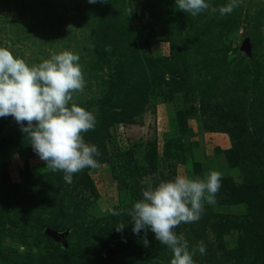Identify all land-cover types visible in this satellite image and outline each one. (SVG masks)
<instances>
[{
  "label": "rangeland",
  "instance_id": "rangeland-1",
  "mask_svg": "<svg viewBox=\"0 0 264 264\" xmlns=\"http://www.w3.org/2000/svg\"><path fill=\"white\" fill-rule=\"evenodd\" d=\"M208 2L219 8L228 0ZM110 23L116 31L106 37ZM0 47L29 65L64 50L78 54L86 86L73 102L105 100L116 113L124 111L108 128L105 161L75 174L74 202L62 199L50 212L0 195V264H170L171 250L150 230L144 246V233L133 234L127 213L149 181L203 178L212 170L222 175L215 203H205L198 222L175 231L190 250L200 241L206 245L195 264H248L260 256L264 263V215L257 212L263 196L247 199L244 190L233 189L240 179L229 160L228 134L207 129L244 119L246 112L264 114V0H242L224 16L205 10L195 17L178 10L175 0H106L102 6L99 0H0ZM203 76L216 85L207 96ZM199 93L217 105L218 120L203 122ZM101 108L94 103L88 110L97 117ZM130 114L134 123H124ZM11 135L29 140L11 116L0 118V171L18 194L36 193L33 178L48 169L35 153L10 152ZM27 218L58 232L75 224L94 238L115 232L102 248L71 230L61 256L59 244ZM122 221L125 228L117 232Z\"/></svg>",
  "mask_w": 264,
  "mask_h": 264
},
{
  "label": "clouds",
  "instance_id": "clouds-1",
  "mask_svg": "<svg viewBox=\"0 0 264 264\" xmlns=\"http://www.w3.org/2000/svg\"><path fill=\"white\" fill-rule=\"evenodd\" d=\"M97 2L88 0L90 4ZM241 2L228 0L216 8L208 0H175V6L193 17L205 10L224 16ZM131 11L132 7L128 15ZM79 59L78 54L64 50L29 65L10 49L0 47V118L11 116L45 168L62 172L67 183H72L73 175L85 168L98 167L100 155L98 147L87 143L83 135L95 130L94 113L73 102L74 94L83 92L86 86ZM221 181L222 175L216 170L203 178L183 174L154 186L149 181L142 198L127 213L133 222V234L143 232L142 243L148 246L150 230L160 245L171 250L170 264H195L193 257L197 252L204 255L206 245L200 241L190 250L183 234H177L175 229L201 219L205 203H215ZM124 228L123 221L116 224L117 232L122 233Z\"/></svg>",
  "mask_w": 264,
  "mask_h": 264
},
{
  "label": "trees",
  "instance_id": "trees-1",
  "mask_svg": "<svg viewBox=\"0 0 264 264\" xmlns=\"http://www.w3.org/2000/svg\"><path fill=\"white\" fill-rule=\"evenodd\" d=\"M104 3H101V6ZM110 29L108 33L105 31L104 35L108 37L109 35L115 33L116 29L112 28L110 23ZM115 40L114 38L112 39ZM117 41H114V45ZM113 45V47H114ZM116 49V48H115ZM251 68L254 70L255 76L258 75V69L255 62L250 63ZM204 77L205 87L201 93H205L207 96L216 86L213 79L209 80L208 77ZM199 93V113L203 116V122L206 119L210 121L218 120V112L216 111V106L211 104L203 94ZM101 106V113L96 117V126L94 131L84 133V139L94 143L98 147L100 155L97 157L98 161H105V141L109 139L108 128L111 123L115 120H120L121 115L115 112V107L110 106L105 100H96L95 102H86L84 104H77L88 110L93 104ZM105 110V111H103ZM108 110L114 111L116 115L108 114ZM260 115L252 114L251 112H246L244 119L232 117L229 120L230 124H218L215 126H207V129H212V131H220L228 134L229 141L231 144L230 155L232 157L229 160H233V166L237 167L239 170V186L233 187V189L244 190L247 199L255 194L257 197L263 196L262 206L258 208L257 212L264 215V114ZM247 116V117H246ZM233 119V120H232ZM124 123H134L132 114L125 115ZM225 125V126H224ZM2 148L0 150V159L5 155L2 153ZM17 152L23 157H30L34 154L31 148L30 140L24 141L21 136H10V152ZM2 161V160H1ZM0 161V162H1ZM1 165V164H0ZM1 169H5L4 166ZM64 174L62 172H47L40 174L36 178H33L32 185L37 187L36 193L30 194H18L16 192V186L10 185V181L7 178L5 170L0 171V195H5V200L17 199L24 200L30 207L37 208L39 205L43 208H48L50 212H54L61 206L62 199H68L70 202H74V198L71 195L73 192V182L75 181V174L73 175L72 183L65 182L63 178ZM228 182L232 183L231 180ZM75 207V205L73 204ZM5 208L0 202V220H2ZM26 223H31L36 229L43 231L47 228L42 224L32 218H27ZM243 227L244 225H240ZM50 229V228H49ZM55 230V229H52ZM66 230H73L78 236L87 241L93 246L106 247L107 241L113 236L115 230H106L99 238H94L93 236L87 234L84 230L80 229L77 225L72 224ZM65 230V231H66ZM57 231V230H56ZM69 232V234H70ZM68 234V235H69ZM59 244V243H58ZM59 255L64 256L68 249H64L60 244L57 247ZM262 256L259 259L254 260L248 264H264L262 261Z\"/></svg>",
  "mask_w": 264,
  "mask_h": 264
},
{
  "label": "water",
  "instance_id": "water-1",
  "mask_svg": "<svg viewBox=\"0 0 264 264\" xmlns=\"http://www.w3.org/2000/svg\"><path fill=\"white\" fill-rule=\"evenodd\" d=\"M248 45V39L246 38L244 40V46H247ZM69 230H66L64 232H58L56 230H52V229H45L44 230V234L51 238L53 241L59 243L64 249H67V242H66V238L69 234Z\"/></svg>",
  "mask_w": 264,
  "mask_h": 264
}]
</instances>
